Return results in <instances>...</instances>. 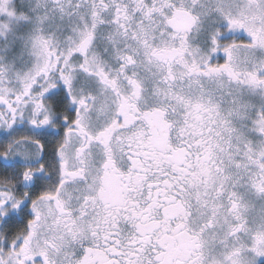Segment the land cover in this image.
<instances>
[{"label":"snow or ice","instance_id":"1","mask_svg":"<svg viewBox=\"0 0 264 264\" xmlns=\"http://www.w3.org/2000/svg\"><path fill=\"white\" fill-rule=\"evenodd\" d=\"M0 264H264V0H0Z\"/></svg>","mask_w":264,"mask_h":264}]
</instances>
